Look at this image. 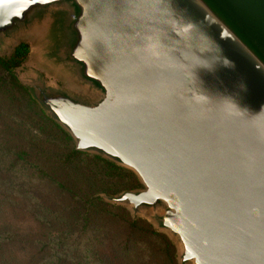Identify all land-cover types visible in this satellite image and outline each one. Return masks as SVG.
Instances as JSON below:
<instances>
[{"label":"water","instance_id":"obj_1","mask_svg":"<svg viewBox=\"0 0 264 264\" xmlns=\"http://www.w3.org/2000/svg\"><path fill=\"white\" fill-rule=\"evenodd\" d=\"M74 149L130 171L103 200L148 212L178 264H264V0H0V55Z\"/></svg>","mask_w":264,"mask_h":264},{"label":"trees","instance_id":"obj_2","mask_svg":"<svg viewBox=\"0 0 264 264\" xmlns=\"http://www.w3.org/2000/svg\"><path fill=\"white\" fill-rule=\"evenodd\" d=\"M27 54L20 41L0 55V264H176L163 233L98 196L138 183L130 171L75 150L43 113L15 77Z\"/></svg>","mask_w":264,"mask_h":264},{"label":"rangeland","instance_id":"obj_3","mask_svg":"<svg viewBox=\"0 0 264 264\" xmlns=\"http://www.w3.org/2000/svg\"><path fill=\"white\" fill-rule=\"evenodd\" d=\"M41 36H42V32L40 30L34 31V32L30 33V34L21 35V36L17 37L12 43H10V45L6 48V50L2 52V55L1 56L8 55L11 52L12 48L14 47V45L16 43H18L20 41H24V42H26L28 44V54H27V57L25 58V60H24V62L22 64L21 68L20 69H17L15 71V74L18 75V74L23 73L24 71H27L28 69H35V70L40 71L42 73L44 80H46L48 82H52V83L58 84V85H61V86H64V87H70V84H68L64 79H62L60 76H58L57 74H55L51 69H49L48 66H46L43 62H41L39 60L37 50H38V48L41 45V40H42V37ZM3 117L6 118L5 115H2V118ZM72 144H73V142H72ZM73 147H74V145H73ZM88 154H90V153H88ZM138 187H139V184H138L137 187H134V188H131V189H136ZM40 189H44L45 191H48L49 192V193L42 192V196H44V199H46V202L49 204V201H51V199L54 198V194H53V196L51 194L52 193V190H51L50 186H48L47 184H45V186L43 188H40ZM124 190H127V189H124ZM118 192H120V191H118ZM103 201L104 202H107L105 200H103ZM107 203H109V202H107ZM109 204H111V203H109ZM113 205H115V204H113ZM118 206H120V205H118ZM121 207L124 208L129 213V215L131 216L129 210L126 207H124V206H121ZM134 217H138V218H141V219L145 220L154 229V226L151 224V222L148 219V212H143V213L138 214V215H136ZM158 232H160V231H158ZM160 233H162V232H160ZM121 237H122V235L119 236V238H121ZM174 253H175V262H176V264H178L177 263V260H176V248L175 247H174Z\"/></svg>","mask_w":264,"mask_h":264}]
</instances>
